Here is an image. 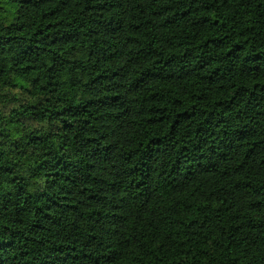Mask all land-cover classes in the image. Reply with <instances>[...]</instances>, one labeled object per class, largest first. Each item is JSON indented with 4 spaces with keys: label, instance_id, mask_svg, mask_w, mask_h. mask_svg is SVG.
<instances>
[{
    "label": "trees",
    "instance_id": "trees-1",
    "mask_svg": "<svg viewBox=\"0 0 264 264\" xmlns=\"http://www.w3.org/2000/svg\"><path fill=\"white\" fill-rule=\"evenodd\" d=\"M0 264H264V0H0Z\"/></svg>",
    "mask_w": 264,
    "mask_h": 264
}]
</instances>
